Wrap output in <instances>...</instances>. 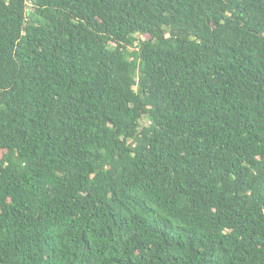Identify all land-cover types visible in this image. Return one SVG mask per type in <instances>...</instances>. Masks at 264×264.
<instances>
[{
	"label": "trees",
	"instance_id": "16d2710c",
	"mask_svg": "<svg viewBox=\"0 0 264 264\" xmlns=\"http://www.w3.org/2000/svg\"><path fill=\"white\" fill-rule=\"evenodd\" d=\"M0 264H264V0H0Z\"/></svg>",
	"mask_w": 264,
	"mask_h": 264
},
{
	"label": "rangeland",
	"instance_id": "374dc122",
	"mask_svg": "<svg viewBox=\"0 0 264 264\" xmlns=\"http://www.w3.org/2000/svg\"><path fill=\"white\" fill-rule=\"evenodd\" d=\"M142 39H145V37H141ZM143 124L144 125H147L148 124V121L145 119L144 121H143Z\"/></svg>",
	"mask_w": 264,
	"mask_h": 264
}]
</instances>
